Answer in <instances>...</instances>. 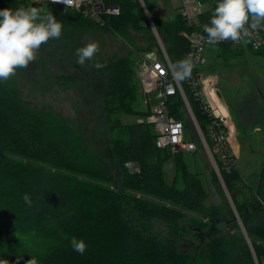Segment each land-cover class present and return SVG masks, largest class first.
I'll return each instance as SVG.
<instances>
[{
	"label": "trees",
	"instance_id": "16d2710c",
	"mask_svg": "<svg viewBox=\"0 0 264 264\" xmlns=\"http://www.w3.org/2000/svg\"><path fill=\"white\" fill-rule=\"evenodd\" d=\"M197 1L206 7L201 22L209 24L219 0ZM113 2L121 13L105 18L104 25L119 21L137 28L146 22L138 0ZM21 6L32 7V2L0 0V10ZM46 7L41 14L52 13L62 23V30L71 24H98L77 11L64 12L51 3L43 5ZM148 9L155 25H161L166 34L164 47L172 64L187 57L189 44L182 33L190 29L179 13L172 21L160 23L150 4ZM243 51L264 54V45L259 51L222 46L218 58L227 60ZM181 83L205 130L207 119L185 82ZM135 102L129 80L118 76L105 100V115L108 121L113 119L111 127L120 129L112 143L121 175L117 180L68 121L32 109L14 83L0 82V259L10 264H27L31 258L38 264H255L218 180L215 185L221 203L205 207L204 187L187 171L184 155L158 149L150 124L121 119L134 115ZM169 106L172 115L184 121L181 96H175ZM148 115L149 111L142 114L143 118ZM170 156L175 157L176 173L167 184L163 165ZM216 161L257 261L264 264V205L259 200L264 202V161L257 190L245 201L238 199L245 187L239 181L237 163L227 170L222 160L216 157ZM129 162L140 171H129ZM25 194L30 196L31 206L24 202ZM187 213L189 223L185 222ZM153 220H162L167 233L155 232ZM23 237L32 242H23ZM72 237L85 241L84 254L73 250Z\"/></svg>",
	"mask_w": 264,
	"mask_h": 264
},
{
	"label": "rangeland",
	"instance_id": "374dc122",
	"mask_svg": "<svg viewBox=\"0 0 264 264\" xmlns=\"http://www.w3.org/2000/svg\"><path fill=\"white\" fill-rule=\"evenodd\" d=\"M138 1L146 16V22L139 27L119 21L105 25H68L66 30H62L58 40L42 45L36 60L27 68L18 69L16 75L8 80L16 85L20 97L32 109L46 116L68 121L72 129L107 165L112 178L117 180L121 175L114 158L112 143L120 129L111 127L113 119L108 121L105 115L106 96L111 83L118 76L124 75L134 91L136 102L133 103L134 115L123 116L121 119L124 122L144 119L142 114L148 109L139 88L142 58L147 50H153L155 46L159 48L160 44L167 45L166 34L161 25H155L148 6L151 5L156 20L166 23L175 18L180 5V0ZM45 4L47 3L44 2L43 5ZM46 9L47 7L42 11ZM93 41L99 43V52L92 61L83 66L78 65L76 49ZM96 62L106 64V67L97 70L93 67ZM205 70L215 78L224 104L222 109L225 107L229 111L236 126V137L232 146L235 150L239 181L245 187L238 199L245 201L257 190L264 161V54L244 52L223 60L218 58L216 50L210 56ZM183 107L184 121L192 124L191 118L186 116L185 106ZM226 109L221 110L224 115H227ZM183 160L187 171L200 179L204 187L205 207L221 203L222 196L215 185L218 180L223 197L229 202V194L236 210L230 193H226L224 182L220 180L203 149L184 154ZM128 170L131 171L130 168ZM163 172L165 182L171 184L176 173L174 156L165 161ZM143 198L157 202L154 197L144 195ZM187 214L185 222L189 223L191 215ZM152 224L155 232L163 235L167 233V226L162 220H153ZM21 239L25 243L32 242L26 237ZM185 246L188 247V244Z\"/></svg>",
	"mask_w": 264,
	"mask_h": 264
},
{
	"label": "built area",
	"instance_id": "2783aa9c",
	"mask_svg": "<svg viewBox=\"0 0 264 264\" xmlns=\"http://www.w3.org/2000/svg\"><path fill=\"white\" fill-rule=\"evenodd\" d=\"M30 1L42 5L44 2L51 3L65 10L77 11L83 17L101 25H104L105 18L119 16L121 13L120 7L113 0H70L67 4L63 3V0ZM177 12L190 29L184 31L182 36L189 44L187 56L191 54L195 64L191 77L184 82L197 102L201 114L207 119L206 129L203 130L197 120L181 81L174 78L173 64L162 44L159 45V49L145 52L142 58L139 85L149 115L138 120V123L150 124L157 136L156 147L167 150L172 155L195 153L200 144L220 175L216 157L223 161L227 170L237 163L232 146V141L236 137V126L225 107L223 109H226L227 115L222 113L224 104L216 80L207 74L205 67L214 51L219 52L222 46L259 51L264 45V29L256 30L247 44L225 41L209 46L204 31L206 24L201 22V17L206 12L205 6L197 0H180ZM177 95L183 100L186 116L192 120L191 129L187 128L183 119H176L171 113L169 105ZM126 165L132 172L140 171L131 162ZM259 200L264 205V202Z\"/></svg>",
	"mask_w": 264,
	"mask_h": 264
},
{
	"label": "clouds",
	"instance_id": "9594fccd",
	"mask_svg": "<svg viewBox=\"0 0 264 264\" xmlns=\"http://www.w3.org/2000/svg\"><path fill=\"white\" fill-rule=\"evenodd\" d=\"M69 2L70 0H63L65 4ZM41 12V9L34 6L0 10V82H6L15 76L18 69L27 68L36 60L42 45L61 37L62 23L52 13L42 15ZM259 29H264V0H219L209 24L204 26L209 46L225 41L247 44ZM98 52L99 43L89 42L76 49V63L83 66L92 61ZM194 66L191 54L177 61L172 65L174 78L177 81L189 79ZM93 67L99 70L106 67V64L96 62ZM23 199L31 206L28 194ZM70 244L81 255L86 251L87 245L83 239L72 237ZM0 264L10 262L0 259ZM27 264H38V261L31 258Z\"/></svg>",
	"mask_w": 264,
	"mask_h": 264
},
{
	"label": "water",
	"instance_id": "95a60500",
	"mask_svg": "<svg viewBox=\"0 0 264 264\" xmlns=\"http://www.w3.org/2000/svg\"><path fill=\"white\" fill-rule=\"evenodd\" d=\"M33 6H34V7H37L38 9H41V10L43 9V5H42V4H39V3H32V7H33ZM148 18H149V16H148ZM219 95H220V93H219ZM220 96H221V95H220ZM216 173H217V172H216ZM217 174H218V173H217ZM218 176H219L220 180L223 182L221 175L218 174ZM224 189H225L226 193L228 194L227 189H226L225 187H224ZM228 198H229V202L231 203V205H232V207H233V210H234V212H235V214H236L237 220L239 221V224H240V226H241V229H242V231H243V233H244V235H245V237H246V239H247V242H248V244H249V246H250V249H251V252H252V254H253V258H254V260H255V263L258 264V262H257V258H256V256H255V253H254V250H253V247H252V244H251V242H250V240H249V238H248V236H247V234H246V231H245V229H244V227H243V224H242V222H241L239 216H238L237 213H236L235 207H234V205H233V203H232V201H231V198H230L229 194H228Z\"/></svg>",
	"mask_w": 264,
	"mask_h": 264
}]
</instances>
